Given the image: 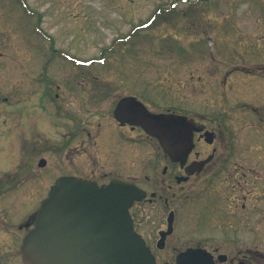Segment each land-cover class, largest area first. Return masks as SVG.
<instances>
[{
	"label": "rangeland",
	"instance_id": "374dc122",
	"mask_svg": "<svg viewBox=\"0 0 264 264\" xmlns=\"http://www.w3.org/2000/svg\"><path fill=\"white\" fill-rule=\"evenodd\" d=\"M96 81L110 89L108 112L135 96L152 111L199 113L204 122L220 113L222 128L241 141L236 150L256 151L264 136V0H0L1 264H21L22 226L79 144L65 138L75 125L58 109L63 117L78 106ZM109 121L102 126L112 128ZM249 123L259 128L243 130Z\"/></svg>",
	"mask_w": 264,
	"mask_h": 264
},
{
	"label": "flooded vegetation",
	"instance_id": "af4514ba",
	"mask_svg": "<svg viewBox=\"0 0 264 264\" xmlns=\"http://www.w3.org/2000/svg\"><path fill=\"white\" fill-rule=\"evenodd\" d=\"M97 83L63 117L57 106L59 118L75 125L65 138L79 143L57 178L79 177L98 187L121 180L142 190L129 213L155 264H264V136L256 151L240 152L232 127L195 115L193 148L173 160L141 128L114 119L122 97L108 112L110 89ZM108 117L112 128L102 126ZM127 145L135 154L122 150ZM188 219L193 226L184 228Z\"/></svg>",
	"mask_w": 264,
	"mask_h": 264
},
{
	"label": "water",
	"instance_id": "95a60500",
	"mask_svg": "<svg viewBox=\"0 0 264 264\" xmlns=\"http://www.w3.org/2000/svg\"><path fill=\"white\" fill-rule=\"evenodd\" d=\"M117 120L140 126L169 154L191 148V122L175 115H154L134 98L114 112ZM137 188L113 182L98 189L77 178H59L33 218L20 246L23 264H154L134 233L128 208Z\"/></svg>",
	"mask_w": 264,
	"mask_h": 264
},
{
	"label": "bare ground",
	"instance_id": "6f19581e",
	"mask_svg": "<svg viewBox=\"0 0 264 264\" xmlns=\"http://www.w3.org/2000/svg\"><path fill=\"white\" fill-rule=\"evenodd\" d=\"M191 141H192V135H191Z\"/></svg>",
	"mask_w": 264,
	"mask_h": 264
}]
</instances>
